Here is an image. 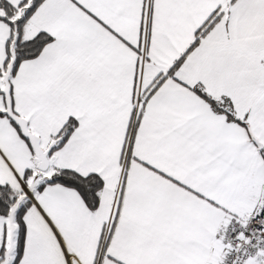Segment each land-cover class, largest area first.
<instances>
[{
    "label": "snow or ice",
    "instance_id": "obj_1",
    "mask_svg": "<svg viewBox=\"0 0 264 264\" xmlns=\"http://www.w3.org/2000/svg\"><path fill=\"white\" fill-rule=\"evenodd\" d=\"M0 264H264V0H0Z\"/></svg>",
    "mask_w": 264,
    "mask_h": 264
}]
</instances>
